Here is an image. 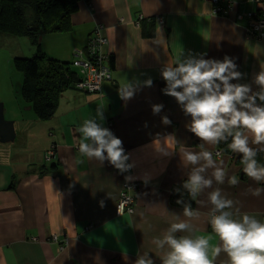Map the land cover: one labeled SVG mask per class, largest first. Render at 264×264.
<instances>
[{
    "label": "crops",
    "instance_id": "0c3cea01",
    "mask_svg": "<svg viewBox=\"0 0 264 264\" xmlns=\"http://www.w3.org/2000/svg\"><path fill=\"white\" fill-rule=\"evenodd\" d=\"M228 1L231 9L224 13L214 12L207 0L77 3L66 36L46 53L55 61L64 58L61 63L71 64L75 51L85 50L89 34L101 25L106 40L103 62L109 66L112 58L111 76L100 91L87 92L75 87L80 70L72 66L77 69L76 81L58 92L51 118L41 120L35 114L13 111L15 138L0 146V264H134L144 252L161 264L163 252L153 238L163 233L174 214L184 219V205L176 203L180 198L199 214L192 220L197 234H212L208 223L211 205L200 203L207 200L210 189L196 200L175 191L189 171L182 166L179 153L185 147L212 151L227 176L239 181L231 186L226 177L223 185L214 183L213 187L233 199L240 213L264 220V195L255 197L249 192L250 187L264 188V182L241 177L240 155L232 151L217 155L218 145H202L186 128L190 117L174 97L162 92L166 82L161 68L181 52L233 58L238 70L246 74L241 83H250L253 74L264 68V38L250 35L249 21L239 17L260 7L244 0ZM64 50L67 56L61 57ZM149 78L151 87L141 86L128 101L120 98L124 85ZM153 104H163L159 114H153ZM18 106L30 107L24 101ZM98 108H103L104 115L98 122L114 130L129 154L128 162L134 165L130 176L139 186L131 214L115 212L124 176L107 160L100 164L79 152L81 136L76 129L85 119L96 117ZM163 116L171 124L162 123ZM160 144L172 154L157 151ZM51 147L54 155L45 161L43 155ZM226 261V254L221 253L215 263Z\"/></svg>",
    "mask_w": 264,
    "mask_h": 264
},
{
    "label": "clouds",
    "instance_id": "9594fccd",
    "mask_svg": "<svg viewBox=\"0 0 264 264\" xmlns=\"http://www.w3.org/2000/svg\"><path fill=\"white\" fill-rule=\"evenodd\" d=\"M205 56L206 53L186 55L181 52L174 62L164 64L161 76L166 86L162 92L174 97L184 115L190 117L186 128L202 145L215 146L230 139L227 147L241 156L243 175L257 184L264 182V165L256 159L258 151L264 152V68L253 74L250 83H241L246 74L238 70L233 58L225 55L221 60ZM152 84L151 78L143 82L130 81L119 89L120 98L128 101L141 86L151 87ZM163 107V104H153V114H159ZM97 118L104 120L103 108L96 110V117L85 119L77 127L76 132L81 136L79 152L100 164L107 160L120 172H127L134 165L128 163L129 154L123 141ZM162 123L171 124V120L163 116ZM156 150L164 155L173 152L161 144ZM179 153L182 166L189 171L175 191L181 193V197L186 192L196 200L210 189L206 193L207 200L200 203L211 205L208 223L212 234H197L192 220L199 214L193 212L190 203H185L183 198L177 199L176 203L184 205V219L174 214V220L163 233L153 238L155 247L163 252L159 257L161 264H215L221 253L226 254V264H264V220L247 212L240 213L233 199L220 187H213L214 183L223 185L226 177L229 185L236 186L238 179L228 177L223 163L203 147L200 151L185 147ZM249 192L260 197L264 195V188L250 187ZM214 238L218 243H212ZM134 264H155V261L144 252L137 256Z\"/></svg>",
    "mask_w": 264,
    "mask_h": 264
},
{
    "label": "trees",
    "instance_id": "16d2710c",
    "mask_svg": "<svg viewBox=\"0 0 264 264\" xmlns=\"http://www.w3.org/2000/svg\"><path fill=\"white\" fill-rule=\"evenodd\" d=\"M79 1L81 0H0V30L10 33L14 31L28 37L32 43L38 44L42 33L67 32L70 29V16L76 11ZM14 15H20V18L22 16V20L17 22L19 18ZM7 21L10 22L7 23ZM57 62L54 59L36 55L23 59L22 68L20 67L23 75L22 99L41 120L49 119L55 114L58 92L67 83L76 81L77 73L70 66L80 70L72 62L71 64ZM109 62L108 67L112 68V58H109ZM79 75L80 78L83 77L80 72ZM229 142L230 139L221 141L218 144V151L230 154L231 150L227 147ZM238 158L241 159V156ZM256 159L258 163L264 165V152L258 151Z\"/></svg>",
    "mask_w": 264,
    "mask_h": 264
},
{
    "label": "built area",
    "instance_id": "2783aa9c",
    "mask_svg": "<svg viewBox=\"0 0 264 264\" xmlns=\"http://www.w3.org/2000/svg\"><path fill=\"white\" fill-rule=\"evenodd\" d=\"M214 6V12L224 13L227 9H231V3L228 0H207ZM246 2H252L258 5L260 8L251 12H247L243 15H239L240 18L245 17L249 21L247 25V32L256 38H264V0H244ZM101 25L95 26L92 31L87 47L85 50L75 51L72 64L80 68V73L83 75L76 83L75 87L87 92H98L101 90V85L104 80L110 79V68L104 64L106 58L103 52V45L106 40L102 36ZM114 134V130L110 129ZM220 153L219 151L216 152ZM54 155L53 147L46 151L44 160L48 161ZM129 163V162H128ZM130 168L127 172H117L124 176L125 180L121 191L119 193L115 212L117 215L131 214L135 208V196L134 193L139 186V182L132 179H126L131 175ZM119 208V211H118ZM120 212V213H119ZM56 240V237L53 236ZM216 264V263H215Z\"/></svg>",
    "mask_w": 264,
    "mask_h": 264
},
{
    "label": "rangeland",
    "instance_id": "374dc122",
    "mask_svg": "<svg viewBox=\"0 0 264 264\" xmlns=\"http://www.w3.org/2000/svg\"><path fill=\"white\" fill-rule=\"evenodd\" d=\"M14 17L19 18L17 22H20V19L22 20V16L20 18V15H14ZM66 34V32H45L39 36L38 44H34L28 37L14 31L10 33L0 30V103L3 104L5 119L13 120L12 117L16 116L13 114V111L17 114L21 112L25 116H29V114L34 115L31 109L22 108V106L19 109L18 106L19 103L23 102L21 96V83L23 79L21 70L22 60L36 55L50 58L46 53V49L51 48L55 50L56 43L59 40H63L60 37L66 36ZM67 53L68 51L64 50L61 57H66ZM62 59L64 58L57 60L64 62L65 60ZM73 71L77 72V69ZM7 144L0 143V146H6ZM44 156L45 154L43 158Z\"/></svg>",
    "mask_w": 264,
    "mask_h": 264
},
{
    "label": "water",
    "instance_id": "95a60500",
    "mask_svg": "<svg viewBox=\"0 0 264 264\" xmlns=\"http://www.w3.org/2000/svg\"><path fill=\"white\" fill-rule=\"evenodd\" d=\"M30 107H28L29 109ZM3 104L0 103V143L12 142L15 138L14 122L13 120H7L4 117ZM242 177L243 168L240 172Z\"/></svg>",
    "mask_w": 264,
    "mask_h": 264
}]
</instances>
